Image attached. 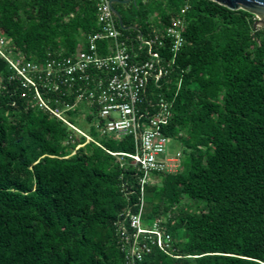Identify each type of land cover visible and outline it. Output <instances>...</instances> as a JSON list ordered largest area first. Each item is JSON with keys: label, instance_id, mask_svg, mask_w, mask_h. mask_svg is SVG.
<instances>
[{"label": "trees", "instance_id": "obj_1", "mask_svg": "<svg viewBox=\"0 0 264 264\" xmlns=\"http://www.w3.org/2000/svg\"><path fill=\"white\" fill-rule=\"evenodd\" d=\"M187 4L178 73L159 90L185 162L154 175L142 213L162 220L176 257L152 245L135 264H264V28L209 0L113 6L124 34H148ZM95 30L88 0H0V33L28 60L71 55ZM89 134L101 146L20 100L0 104V264H128L117 225L138 211L139 178L109 152L134 147Z\"/></svg>", "mask_w": 264, "mask_h": 264}, {"label": "built area", "instance_id": "obj_2", "mask_svg": "<svg viewBox=\"0 0 264 264\" xmlns=\"http://www.w3.org/2000/svg\"><path fill=\"white\" fill-rule=\"evenodd\" d=\"M88 1L94 7L96 30L83 34L71 55L48 54L43 60H28L0 33V59L7 65L6 72L0 71V104L15 106L20 100L99 146L87 131L100 138H130L133 153L109 152L121 157V162L130 159L141 195L138 211L128 207L118 221L120 248L128 264L150 253L152 245L176 257L162 220L154 219L146 226L142 213L145 189L154 175L177 173L181 166L182 152L172 154L168 149V128L174 125L172 102L159 90H165L171 74L178 73L176 57L185 43L189 5L167 26L154 27L148 34L139 30L124 34L111 8L115 2ZM181 82L178 78V87ZM70 114L86 119L88 128L72 122ZM128 195L126 189L124 196Z\"/></svg>", "mask_w": 264, "mask_h": 264}, {"label": "water", "instance_id": "obj_3", "mask_svg": "<svg viewBox=\"0 0 264 264\" xmlns=\"http://www.w3.org/2000/svg\"><path fill=\"white\" fill-rule=\"evenodd\" d=\"M132 0H112V2H120L122 4H128ZM214 3H217L220 6H223L231 11L243 10L255 17L254 27L255 28H264V0H209ZM113 13L116 15L119 25L122 29L127 30L128 27L123 25V20L120 13L117 9L111 5ZM135 29L134 27H130Z\"/></svg>", "mask_w": 264, "mask_h": 264}, {"label": "rangeland", "instance_id": "obj_4", "mask_svg": "<svg viewBox=\"0 0 264 264\" xmlns=\"http://www.w3.org/2000/svg\"><path fill=\"white\" fill-rule=\"evenodd\" d=\"M116 8L118 9V11H121V5H116ZM124 13V12H123ZM70 120L76 124H79L80 127L82 128H88V121L82 117H76L74 114H70ZM87 131V130H86ZM87 133H89V131H87ZM183 148L182 144L180 141L178 140H175L173 138H170L169 139V143H168V149H169V152L174 154L176 153L177 151H180L181 149ZM185 161L183 160L182 161V164L184 163ZM146 226H148L147 223H145Z\"/></svg>", "mask_w": 264, "mask_h": 264}]
</instances>
